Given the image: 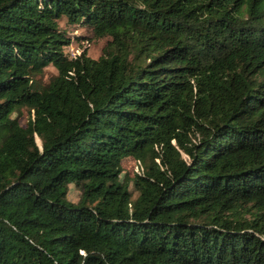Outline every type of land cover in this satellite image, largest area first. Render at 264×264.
Instances as JSON below:
<instances>
[{
    "label": "trees",
    "instance_id": "trees-1",
    "mask_svg": "<svg viewBox=\"0 0 264 264\" xmlns=\"http://www.w3.org/2000/svg\"><path fill=\"white\" fill-rule=\"evenodd\" d=\"M0 264H264V0H0Z\"/></svg>",
    "mask_w": 264,
    "mask_h": 264
},
{
    "label": "rangeland",
    "instance_id": "rangeland-1",
    "mask_svg": "<svg viewBox=\"0 0 264 264\" xmlns=\"http://www.w3.org/2000/svg\"><path fill=\"white\" fill-rule=\"evenodd\" d=\"M60 25L62 28H65L67 32L73 36V38L76 36L72 43L66 47V51L70 54V56L80 54L84 49L87 50L88 55L92 58L97 59L101 55L102 50L107 43V38L96 37L90 28L66 25L65 20L60 21ZM56 74L57 69L53 65H49L45 68V72L40 76V78L44 83H48L51 77ZM14 115H16V113ZM27 117L28 112L27 110H24L23 117L20 119L23 124L26 122ZM38 142L40 144V140H38ZM164 149L165 156L171 160H176L183 156L182 152L176 146L175 141H172V143L167 145ZM123 158L124 171L121 175L122 178L126 175L133 178L135 173L140 170H144L151 165L149 161L129 154L123 155ZM157 161L160 162V159H157ZM131 190L134 191L132 184ZM79 195L80 191L76 187H73L69 192L70 200L74 202L78 201ZM135 195H137L136 192Z\"/></svg>",
    "mask_w": 264,
    "mask_h": 264
}]
</instances>
